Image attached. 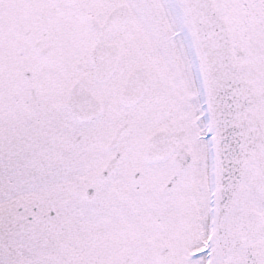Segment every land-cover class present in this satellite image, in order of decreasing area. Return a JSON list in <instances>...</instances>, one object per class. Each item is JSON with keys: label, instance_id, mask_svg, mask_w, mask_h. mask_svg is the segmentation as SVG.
Returning <instances> with one entry per match:
<instances>
[{"label": "snow or ice", "instance_id": "6c2138e0", "mask_svg": "<svg viewBox=\"0 0 264 264\" xmlns=\"http://www.w3.org/2000/svg\"><path fill=\"white\" fill-rule=\"evenodd\" d=\"M0 264H264V0H0Z\"/></svg>", "mask_w": 264, "mask_h": 264}]
</instances>
